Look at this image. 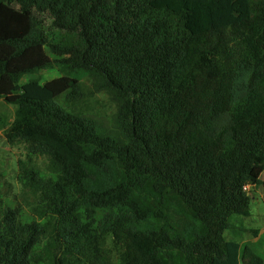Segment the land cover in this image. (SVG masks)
Instances as JSON below:
<instances>
[{"label": "trees", "instance_id": "16d2710c", "mask_svg": "<svg viewBox=\"0 0 264 264\" xmlns=\"http://www.w3.org/2000/svg\"><path fill=\"white\" fill-rule=\"evenodd\" d=\"M46 47L115 102L110 126L59 103L75 77L20 84ZM0 99L6 143L57 174L27 171L43 221L0 203V264H264L224 236L264 190V0H0Z\"/></svg>", "mask_w": 264, "mask_h": 264}, {"label": "rangeland", "instance_id": "374dc122", "mask_svg": "<svg viewBox=\"0 0 264 264\" xmlns=\"http://www.w3.org/2000/svg\"><path fill=\"white\" fill-rule=\"evenodd\" d=\"M38 21L43 27L48 40L56 45H79L74 32L55 29L47 14H37ZM47 54L56 61L49 67L31 74H24L20 84L36 79L41 84L59 77L69 75L79 80L81 94L74 100L66 99L65 94L58 99L59 103L68 111L86 115L111 125L116 111L115 102L103 91L92 90L91 79L84 72L69 71L59 60V56L51 53L46 47ZM15 107L6 104L0 99V203L3 208L18 209L19 220L22 223L44 220L45 203L38 190H33L31 177L27 171L33 170L38 178L55 179L57 174L50 169L47 156L29 152L28 146L23 142L8 144L4 138V129L14 118ZM261 180L264 181V172ZM250 195L249 216H231V228L226 230L224 236L227 240H234L248 245L254 252L264 257V190L259 187L247 186ZM102 215L97 210L96 217Z\"/></svg>", "mask_w": 264, "mask_h": 264}, {"label": "built area", "instance_id": "2783aa9c", "mask_svg": "<svg viewBox=\"0 0 264 264\" xmlns=\"http://www.w3.org/2000/svg\"><path fill=\"white\" fill-rule=\"evenodd\" d=\"M247 186H248V185H245V186L243 187L246 191H247Z\"/></svg>", "mask_w": 264, "mask_h": 264}]
</instances>
